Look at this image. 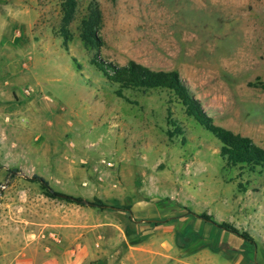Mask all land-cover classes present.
<instances>
[{"label": "rangeland", "instance_id": "374dc122", "mask_svg": "<svg viewBox=\"0 0 264 264\" xmlns=\"http://www.w3.org/2000/svg\"><path fill=\"white\" fill-rule=\"evenodd\" d=\"M59 1L0 0V264L45 247L58 264H264V173L224 166L167 91L117 96L90 61L176 70L264 148V0H76L64 28Z\"/></svg>", "mask_w": 264, "mask_h": 264}, {"label": "trees", "instance_id": "16d2710c", "mask_svg": "<svg viewBox=\"0 0 264 264\" xmlns=\"http://www.w3.org/2000/svg\"><path fill=\"white\" fill-rule=\"evenodd\" d=\"M75 6L76 0L59 1L62 28L72 19ZM98 22L99 12L96 7L90 6L78 26L79 38L86 49L97 50L101 44V39L97 35ZM90 61L117 96L124 97L123 92L130 90L167 91L173 100L183 107L185 115L192 118L217 140V153L224 166H237L238 170H246L248 173H264V148L255 144L248 136L213 124L211 118L202 109L199 100L193 96L176 70H153L133 60H128L124 65H115L99 58L96 53L92 55ZM169 115L167 111L166 123L170 126V129L166 130L167 135L181 134V127ZM221 226L228 227L225 224ZM228 228L235 232L232 227Z\"/></svg>", "mask_w": 264, "mask_h": 264}, {"label": "crops", "instance_id": "0c3cea01", "mask_svg": "<svg viewBox=\"0 0 264 264\" xmlns=\"http://www.w3.org/2000/svg\"><path fill=\"white\" fill-rule=\"evenodd\" d=\"M160 245L164 248H166V246H167L164 241H161ZM137 249H142V246L141 247H131V246L127 247V250H137ZM49 250L50 249L48 247H45L44 251L42 250L40 252V257L38 260L36 259V254L28 255L24 251H21V252L17 251V252H14L13 254L8 253L9 255L7 257H5L6 260L3 262V264H58L56 257L53 254H50ZM43 252L47 253V255H45V253H43ZM74 252H76V248L67 251V254L71 255V254H74ZM92 255L91 256L88 255V247L86 245H82V260L83 259L84 260H87V259L94 260L93 259L94 256H92ZM127 255L125 256L124 260H121L119 263H116V264H128V256ZM113 257H115V253H114ZM162 258L165 259L163 264H173V263L168 262L169 260L171 261L172 258H170L166 255H162ZM173 260L178 261L176 259H173ZM180 262H181V260H180ZM68 263H71V258H70V261Z\"/></svg>", "mask_w": 264, "mask_h": 264}]
</instances>
